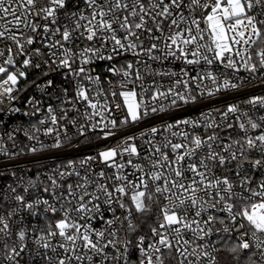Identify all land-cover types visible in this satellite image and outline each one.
<instances>
[{
  "label": "snow or ice",
  "instance_id": "obj_1",
  "mask_svg": "<svg viewBox=\"0 0 264 264\" xmlns=\"http://www.w3.org/2000/svg\"><path fill=\"white\" fill-rule=\"evenodd\" d=\"M0 264H264V0H0Z\"/></svg>",
  "mask_w": 264,
  "mask_h": 264
},
{
  "label": "built area",
  "instance_id": "obj_2",
  "mask_svg": "<svg viewBox=\"0 0 264 264\" xmlns=\"http://www.w3.org/2000/svg\"><path fill=\"white\" fill-rule=\"evenodd\" d=\"M36 77L35 76H32L31 79H35Z\"/></svg>",
  "mask_w": 264,
  "mask_h": 264
}]
</instances>
